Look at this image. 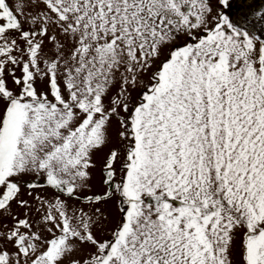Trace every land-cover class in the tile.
<instances>
[{"label": "snow or ice", "instance_id": "1", "mask_svg": "<svg viewBox=\"0 0 264 264\" xmlns=\"http://www.w3.org/2000/svg\"><path fill=\"white\" fill-rule=\"evenodd\" d=\"M0 264H264V7L0 0Z\"/></svg>", "mask_w": 264, "mask_h": 264}, {"label": "rangeland", "instance_id": "2", "mask_svg": "<svg viewBox=\"0 0 264 264\" xmlns=\"http://www.w3.org/2000/svg\"><path fill=\"white\" fill-rule=\"evenodd\" d=\"M102 163V160L101 159H98L97 160V168L93 170V181H92V184H93V190H97V187H98V183H99V179H100V164ZM115 201H112L110 204H109V211L111 213V216L112 218L114 219L115 216H116V208H115Z\"/></svg>", "mask_w": 264, "mask_h": 264}, {"label": "flooded vegetation", "instance_id": "3", "mask_svg": "<svg viewBox=\"0 0 264 264\" xmlns=\"http://www.w3.org/2000/svg\"><path fill=\"white\" fill-rule=\"evenodd\" d=\"M254 4L257 7H264V0H254Z\"/></svg>", "mask_w": 264, "mask_h": 264}]
</instances>
